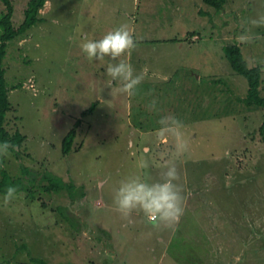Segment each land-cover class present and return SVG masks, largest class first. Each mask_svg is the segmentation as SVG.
<instances>
[{
	"label": "rangeland",
	"instance_id": "374dc122",
	"mask_svg": "<svg viewBox=\"0 0 264 264\" xmlns=\"http://www.w3.org/2000/svg\"><path fill=\"white\" fill-rule=\"evenodd\" d=\"M28 1L12 0L16 27ZM223 1L218 10L204 0H47L9 42L5 127L25 140L0 145V164L27 189L7 202L0 193V264H264V108L244 103L248 80L226 56L237 44L261 66L264 96V24L252 23L264 0ZM121 24L135 47L119 59L142 76L131 96L106 85L110 57L80 48ZM163 117L179 122V140L161 134ZM168 162L184 197L179 219L123 218L120 180L155 181ZM47 174L73 187L47 192Z\"/></svg>",
	"mask_w": 264,
	"mask_h": 264
},
{
	"label": "clouds",
	"instance_id": "9594fccd",
	"mask_svg": "<svg viewBox=\"0 0 264 264\" xmlns=\"http://www.w3.org/2000/svg\"><path fill=\"white\" fill-rule=\"evenodd\" d=\"M253 24H264V16L252 21ZM135 47L131 29L127 24H121L111 31L105 33L99 39L83 37L80 48L89 60H103L105 56L111 61L104 69L107 78L106 85L113 83L120 85V91L131 96L136 86L141 82V75L133 74V67L124 59H119L122 54ZM170 122V123H169ZM160 123L164 125L161 134L168 131L176 135L179 140V122L175 117H163ZM182 145L178 144V149ZM178 173L174 162L164 165L163 174L160 179L149 181L141 175H129L120 180L118 187L114 190L113 204L123 218L129 219L131 213L140 211L149 223L160 221L173 222L179 219L183 212V196L181 187L176 183ZM16 189L7 186L4 200L14 198Z\"/></svg>",
	"mask_w": 264,
	"mask_h": 264
},
{
	"label": "trees",
	"instance_id": "16d2710c",
	"mask_svg": "<svg viewBox=\"0 0 264 264\" xmlns=\"http://www.w3.org/2000/svg\"><path fill=\"white\" fill-rule=\"evenodd\" d=\"M6 5V12L0 15V145L6 148H19L25 140V135L20 131L10 133L5 127V121L8 111L11 109L9 100V83L6 78V69L4 67V59L8 53L9 42L20 36L26 29L35 25L40 21L39 11L46 4L47 0H29L24 10L23 22L16 27L13 21L14 5L12 0H2ZM205 3L214 6L216 9H223V0H204ZM226 56L233 69L246 77L249 83L248 94L244 98V103L248 106H259L264 108V96L261 94L262 68L261 66H249L248 61L243 55L239 45L226 47ZM97 103H93L90 108L83 112V117L93 113ZM82 124V120L78 119L74 127L65 135L62 142V149L65 155H69L74 141L77 137V129ZM264 133V123L262 125ZM46 178L49 183L44 187L47 192H60L66 187H73L67 184L58 176L47 174ZM14 186L16 193L27 189L26 184L20 178H13L10 173L3 169L0 164V193H5L7 186ZM36 264H49L42 258H32Z\"/></svg>",
	"mask_w": 264,
	"mask_h": 264
}]
</instances>
